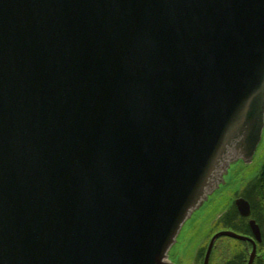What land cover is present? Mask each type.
I'll use <instances>...</instances> for the list:
<instances>
[{
  "label": "water",
  "instance_id": "95a60500",
  "mask_svg": "<svg viewBox=\"0 0 264 264\" xmlns=\"http://www.w3.org/2000/svg\"><path fill=\"white\" fill-rule=\"evenodd\" d=\"M263 139L264 0H0V264H175Z\"/></svg>",
  "mask_w": 264,
  "mask_h": 264
},
{
  "label": "rangeland",
  "instance_id": "374dc122",
  "mask_svg": "<svg viewBox=\"0 0 264 264\" xmlns=\"http://www.w3.org/2000/svg\"><path fill=\"white\" fill-rule=\"evenodd\" d=\"M264 169V139L257 155L249 166L240 165L233 169L228 186L223 188L220 194L211 198L186 225L176 249L172 252V260L175 264H193L195 256L200 252H205L204 248L209 242V237L217 232L221 225L213 223L218 216L230 208L229 199L231 196H240L249 182L262 173ZM249 202L256 199V196H243ZM228 205V206H227ZM235 209L232 206L231 210ZM234 216V215H233ZM238 222L237 217L235 218ZM214 224V225H213ZM201 252V253H202ZM203 254V253H202ZM235 257L232 256L231 258ZM217 260L212 261L216 263Z\"/></svg>",
  "mask_w": 264,
  "mask_h": 264
},
{
  "label": "flooded vegetation",
  "instance_id": "af4514ba",
  "mask_svg": "<svg viewBox=\"0 0 264 264\" xmlns=\"http://www.w3.org/2000/svg\"><path fill=\"white\" fill-rule=\"evenodd\" d=\"M238 199H245V197L231 196L229 199V204H228V205H231L230 208H228L227 210H224V212L221 213L216 219V221H214L213 223H216V222L224 223L225 221L229 220L231 216L235 215L234 210H231V208L232 206L234 207L236 206V201ZM232 201H233V204H231ZM231 218H233V221L231 222V224L235 225V228H230V230L240 235L246 236L254 240L257 243V248H256L257 255L255 257L254 264H264L263 247L258 245V242L256 241L253 235V232H251V229H250V222L251 220H253L252 213L250 217H247L245 218V220H243L242 225H240V223L234 217H231ZM234 223H236L237 225ZM241 229H244V231L241 232L240 231ZM218 232H220V230H218ZM218 232H215L210 237L209 240L211 241L213 236L217 234ZM210 241L208 243H210ZM252 250H253V243L250 242V240L248 242H243V241H239V240L228 238V237L220 238L215 243L214 249L211 253L209 264H248L250 253L252 252ZM201 252L200 254H197L195 256V260L193 264H205V256L203 257ZM234 255L235 257L231 258ZM213 259L214 261L217 260L216 263L214 262L212 263Z\"/></svg>",
  "mask_w": 264,
  "mask_h": 264
},
{
  "label": "trees",
  "instance_id": "16d2710c",
  "mask_svg": "<svg viewBox=\"0 0 264 264\" xmlns=\"http://www.w3.org/2000/svg\"><path fill=\"white\" fill-rule=\"evenodd\" d=\"M240 196H256V199L251 200L253 210L252 216L258 221L262 229L263 242L261 246L264 250V169L259 176H257L251 182L248 183L243 192H241ZM232 221L233 220H227L223 223V227L235 228V225L231 224ZM240 231L242 232L244 231V229H241Z\"/></svg>",
  "mask_w": 264,
  "mask_h": 264
}]
</instances>
